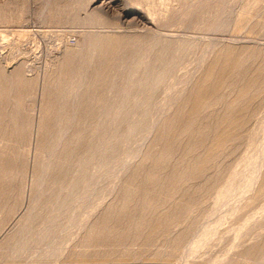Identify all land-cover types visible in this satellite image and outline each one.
<instances>
[{"label":"rangeland","instance_id":"rangeland-1","mask_svg":"<svg viewBox=\"0 0 264 264\" xmlns=\"http://www.w3.org/2000/svg\"><path fill=\"white\" fill-rule=\"evenodd\" d=\"M0 264H264V0H0Z\"/></svg>","mask_w":264,"mask_h":264},{"label":"bare ground","instance_id":"bare-ground-1","mask_svg":"<svg viewBox=\"0 0 264 264\" xmlns=\"http://www.w3.org/2000/svg\"><path fill=\"white\" fill-rule=\"evenodd\" d=\"M67 68H68V65H67ZM65 71V72H64ZM63 72H64V74H66L67 73V71L66 70H64ZM69 71V70H68ZM63 74V75H64ZM197 93V92H196ZM193 108H196V107H193ZM195 110V109H194Z\"/></svg>","mask_w":264,"mask_h":264},{"label":"built area","instance_id":"built-area-1","mask_svg":"<svg viewBox=\"0 0 264 264\" xmlns=\"http://www.w3.org/2000/svg\"><path fill=\"white\" fill-rule=\"evenodd\" d=\"M71 42H73V39H70Z\"/></svg>","mask_w":264,"mask_h":264}]
</instances>
